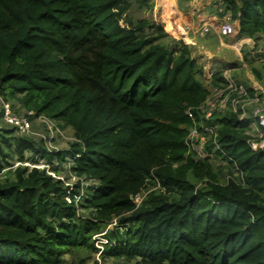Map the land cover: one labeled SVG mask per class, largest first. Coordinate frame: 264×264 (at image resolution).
<instances>
[{
  "label": "trees",
  "instance_id": "obj_1",
  "mask_svg": "<svg viewBox=\"0 0 264 264\" xmlns=\"http://www.w3.org/2000/svg\"><path fill=\"white\" fill-rule=\"evenodd\" d=\"M215 3L239 21L240 38L258 44L264 0ZM154 5L0 0V93L73 130L68 149L49 150L42 138L0 128V170L15 155L33 160L0 180V264L98 253L92 237L114 219L103 259L264 264V148L251 149L248 123L227 110L212 119L232 158L216 153L226 174L211 159L186 157L185 111L226 85L224 68L205 79L182 37L132 13ZM158 183L137 207L131 196Z\"/></svg>",
  "mask_w": 264,
  "mask_h": 264
},
{
  "label": "built area",
  "instance_id": "obj_2",
  "mask_svg": "<svg viewBox=\"0 0 264 264\" xmlns=\"http://www.w3.org/2000/svg\"><path fill=\"white\" fill-rule=\"evenodd\" d=\"M212 27H216L222 37H233L238 32L230 12H225L221 21L216 24L212 21L204 23L199 27L198 32L205 36L211 31ZM223 44L227 45L225 42ZM223 74L226 79L224 87L214 89L200 105L188 107L185 111L191 121V127L185 138L186 157L191 156L196 161L205 159L213 161L216 158L221 160L222 156L219 155L218 157L217 151L232 159L220 147L218 143V126L212 122L217 114H223L227 110L238 113L239 119L248 123L249 130L252 129L249 132L250 138L248 139L251 149L257 151L264 148V96L256 88H253L254 93L250 94L249 89L244 84L232 78L230 70L224 71ZM36 121L44 124V133L35 130L34 122ZM7 125L14 127L20 135L39 136L49 150L58 149L53 146L52 140H55L57 136L65 137L64 130L59 127L55 120L44 114L37 115L34 110H17L13 103L0 93V128ZM238 173L240 172H236L235 175H238ZM228 177L231 176L228 175ZM159 186L158 183L156 187L146 188L141 193L132 195L133 202L138 207L147 194ZM115 220L109 226L116 224ZM104 234L105 232L93 236L96 241L97 238L100 239V244H97L100 248L98 252L100 255L104 249L103 243L108 241L107 238L103 237Z\"/></svg>",
  "mask_w": 264,
  "mask_h": 264
},
{
  "label": "rangeland",
  "instance_id": "obj_3",
  "mask_svg": "<svg viewBox=\"0 0 264 264\" xmlns=\"http://www.w3.org/2000/svg\"><path fill=\"white\" fill-rule=\"evenodd\" d=\"M170 1H172V3ZM188 1H189V4L186 5V2H188ZM191 1L192 0H154L155 5H154L153 9L139 11L136 8H133L132 13L135 14L136 16H142V17H146L149 19L156 20V21L164 24V26H166L165 29L167 31L168 30L172 31V30H174V27H172V22H170V21L172 19H174L175 15L177 14L176 11L178 9V3L180 6L179 8H182L184 6V10L188 11L189 8L192 7V5L190 4ZM198 1H200V0H198ZM213 1L215 2L216 0H212V2ZM220 2H223V0H220ZM213 5L215 7L214 13L217 15V18H219V21H221V19H222V16L220 15L221 8H219V6H217V4H213ZM163 13H165V14L163 15ZM165 15H168V18H169V19H167L166 24L162 20L163 19L162 17H164ZM165 17H167V16H165ZM212 33H213V30H211L209 32V34L203 36L202 34L197 32L195 34V37L193 38V40L195 42L192 43V45L194 47L195 57L200 58V57H203L205 55L204 57L208 58V59L203 60V64H200L203 67L205 79L210 80V78L214 74L213 72L220 69L221 67H223L224 69L230 68V67L236 68L237 70H235V74L236 75L238 74L239 79H240V76L243 73H245L246 70L251 71V73L253 74L254 73L253 67L255 66L262 73L261 78L254 77L255 81L257 80L259 83L257 82V84H255V85H249V84H247V85L244 84V85L247 88H251V89L256 88L258 90V92L264 96V36L260 38L257 45L254 43V46L251 49V52H249V51L244 50L242 48L240 50H238V48L235 45L236 44L235 40L227 39L225 37H222V38L228 46H225L224 49L220 48L219 43L216 42L217 40L215 41V39H214L215 35ZM174 34H175V32H174ZM179 37H181V36H179ZM228 38H230V37H228ZM184 41L186 43H189L186 39H184ZM209 49L214 51V53L211 52L213 55L210 54V52L208 53L210 55H207V53L205 51H207ZM247 53L249 54V58L254 61L253 64H250V62H248L245 59V55ZM232 75H234V71L232 72ZM11 102L12 103L14 102L13 104H15V106L17 108H19V110H21V111L23 110L21 105L16 100H11ZM249 113H250V111H249ZM6 127L11 128L8 125ZM34 128L37 132H40V133L45 132L44 124H41L37 121L34 122ZM251 131H252V129H250V130L248 129V134ZM64 133H65V137L57 136V138L55 140H52V144L55 148H59V149H68L69 148L70 142L73 140V130L68 128V129L64 130ZM34 138L36 140L40 139L39 136H35V135H34ZM9 161L11 163H13V165L12 166H6L2 170H0V180H5L7 178H13L14 177V170L18 165H33L32 156L30 154H27L25 156L24 160H21V158H19V157H17V155H15ZM212 162H213L215 167H218L219 165L223 166L224 167V175L226 174L227 168L224 164L225 162H222L218 158L213 159ZM67 174H68V172L64 169V171L61 173V177L62 178L66 177ZM75 180H76V178H74V177L72 179H69V181L71 183H74ZM84 183H85V185H89L91 182L86 181ZM115 221L117 223V219ZM114 225H112V226L108 225L106 227L105 231H108V229H112L114 227ZM103 237L106 238L105 236H103ZM99 242H100V239L97 238V241L95 240V246H97V244L99 245L100 244ZM100 247H101V245H100ZM81 260H84V262H80ZM95 260H97L99 264H141L137 260L127 261L125 259H120V258H115V257H109V258L103 259L99 253H90L89 251H86V250L82 251L81 253L75 252L73 254H67L64 256V264H94Z\"/></svg>",
  "mask_w": 264,
  "mask_h": 264
},
{
  "label": "crops",
  "instance_id": "obj_4",
  "mask_svg": "<svg viewBox=\"0 0 264 264\" xmlns=\"http://www.w3.org/2000/svg\"><path fill=\"white\" fill-rule=\"evenodd\" d=\"M170 2L172 3V1ZM188 4H189V1L186 2V5ZM190 4L192 5V7H190L188 11H185L184 6L182 8H179L180 6L178 3V9L176 11L177 14L175 15V18L170 21L172 22V27H174V30L172 31L168 30V31L173 34L175 32V35L177 34L178 36H181L183 39H186L189 43H186V42L185 43L191 46L192 43L195 42L193 38L195 37V34L198 32L199 27H201L204 23L211 22V21L214 22V24H216L217 22H219V18H217V15L214 13L215 7L213 4H217V3H215L214 1L212 2V0H200V1L192 0ZM164 14L165 13H163V15ZM165 16L162 17L163 18L162 20L166 24L167 19L169 18H168V15H165ZM234 21H235L236 28L238 30L237 34L233 37H230V38L225 37V38L235 40V43H236L235 45L238 48V50L242 48L244 50L251 52V49L253 48L255 41L252 38H240L239 37V21L237 19H234ZM211 30H213L212 34L215 35L214 39L215 41L217 40L216 42L219 43L220 45L219 47L224 49L225 46L227 45L223 44L224 40L222 36L219 34L218 29L216 27H212ZM191 49H192V57L196 59L199 64H203V60L208 59L204 57L205 55L200 58L195 57L193 45L191 46ZM205 52L207 53V55L214 53V51L211 49ZM209 52L210 54H208ZM226 70H230V75L232 76V78H234L239 83H242V84L244 83L246 85L247 84L255 85L258 82L257 80L255 81L254 77L256 76L254 73L252 74L251 71L246 70L245 73H243L239 79L238 74L237 75L235 74V70H237L236 68H233V67L225 68L224 71ZM233 71H234V75H232Z\"/></svg>",
  "mask_w": 264,
  "mask_h": 264
}]
</instances>
